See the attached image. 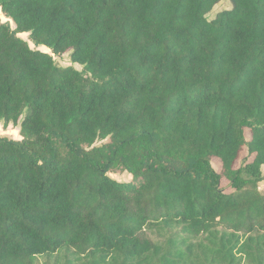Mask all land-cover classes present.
I'll return each instance as SVG.
<instances>
[{
	"label": "trees",
	"instance_id": "1",
	"mask_svg": "<svg viewBox=\"0 0 264 264\" xmlns=\"http://www.w3.org/2000/svg\"><path fill=\"white\" fill-rule=\"evenodd\" d=\"M222 1L0 0V264H264V0Z\"/></svg>",
	"mask_w": 264,
	"mask_h": 264
},
{
	"label": "rangeland",
	"instance_id": "2",
	"mask_svg": "<svg viewBox=\"0 0 264 264\" xmlns=\"http://www.w3.org/2000/svg\"><path fill=\"white\" fill-rule=\"evenodd\" d=\"M231 8H232L231 3L228 0H223L219 5H217L215 7L214 11L208 16V18L212 19L216 12L228 10ZM0 19L2 20L3 23L8 22V20L4 18V15L2 14L1 10H0ZM20 37L23 40L28 41L30 47L32 49H35V46L31 42H29L27 34L26 35H24V34L20 35ZM39 50L52 55V52L45 47H40ZM53 58H54L56 64L62 68L74 67L75 69L82 71V69L80 67L75 66L71 63V61L69 59V55H64L62 57L53 56ZM246 136H247V139L249 140L251 134L248 130L246 131ZM0 137L12 139V140H21V137L19 135V128L17 126H14L13 124L8 125V126H5L4 124H0ZM252 159H253V157H250L248 151L245 149L241 153V156H240L239 161L237 162L236 168L239 169L242 165L244 166V164H246L247 162H251ZM212 164H213L214 169L217 171V173L222 172V165H221V162L219 160L213 159ZM112 177L119 179L121 181H130L132 179V176L127 174V173L124 175L114 174V175H112ZM263 178H264V169H263ZM221 188L223 190H225L226 193L232 192L230 184L226 179H222ZM259 190L264 193V179L261 183H259Z\"/></svg>",
	"mask_w": 264,
	"mask_h": 264
}]
</instances>
